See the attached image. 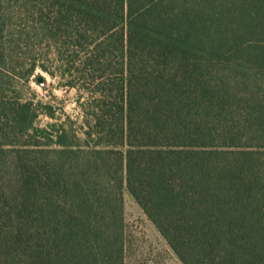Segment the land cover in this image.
<instances>
[{
    "label": "trees",
    "instance_id": "obj_1",
    "mask_svg": "<svg viewBox=\"0 0 264 264\" xmlns=\"http://www.w3.org/2000/svg\"><path fill=\"white\" fill-rule=\"evenodd\" d=\"M37 36L82 134L11 89ZM125 188L184 264H264V0H0V264H126Z\"/></svg>",
    "mask_w": 264,
    "mask_h": 264
},
{
    "label": "rangeland",
    "instance_id": "obj_2",
    "mask_svg": "<svg viewBox=\"0 0 264 264\" xmlns=\"http://www.w3.org/2000/svg\"><path fill=\"white\" fill-rule=\"evenodd\" d=\"M18 24L23 26L22 28L27 26L25 20L20 18ZM40 39L38 36L33 39L36 47L28 54L31 58H37L36 70L29 79L13 77L11 89L25 99L41 103L44 108L46 104L53 106L55 117L43 112L38 117V124L44 126L50 122L66 121L82 134L81 125L84 123L87 106L81 104L79 100L86 102L88 99V87L93 86L90 76L85 79L82 74L75 72L63 74L65 65L61 61L58 49H49L46 42L40 43ZM67 55L65 53L62 56L64 61ZM41 64L48 66L54 73L45 70ZM39 76L45 78V84L38 80ZM71 79L80 84L83 91L69 85L67 82ZM124 216L126 264H184L126 188Z\"/></svg>",
    "mask_w": 264,
    "mask_h": 264
},
{
    "label": "water",
    "instance_id": "obj_3",
    "mask_svg": "<svg viewBox=\"0 0 264 264\" xmlns=\"http://www.w3.org/2000/svg\"><path fill=\"white\" fill-rule=\"evenodd\" d=\"M38 80H40L43 84L46 83V80H45V78L43 76H39Z\"/></svg>",
    "mask_w": 264,
    "mask_h": 264
}]
</instances>
